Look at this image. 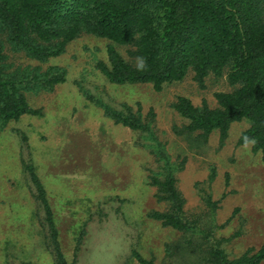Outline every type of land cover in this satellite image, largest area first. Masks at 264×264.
Here are the masks:
<instances>
[{
	"label": "rangeland",
	"instance_id": "rangeland-1",
	"mask_svg": "<svg viewBox=\"0 0 264 264\" xmlns=\"http://www.w3.org/2000/svg\"><path fill=\"white\" fill-rule=\"evenodd\" d=\"M110 42L83 33L46 62L7 51L15 65L61 67L65 80L50 91L23 92L38 115L0 122V264H56L22 157L31 159L44 187L67 264H139L133 250L154 264H191V256L175 249L183 233L148 216L165 209L148 183L156 166L149 142L107 117L84 90L116 109H139L171 157L185 158L176 180L187 215L200 217L201 228L229 257L256 252L264 241V162L251 146L237 143L248 121L231 123L223 141L212 131L202 146L174 132L187 124L173 106L177 96L215 107L214 94L231 89L226 77L209 75L204 88L192 72L161 90L150 83H110L97 68L108 62ZM117 48L128 59V47ZM209 192L218 201L213 213L203 201ZM169 245L174 249L167 251Z\"/></svg>",
	"mask_w": 264,
	"mask_h": 264
},
{
	"label": "trees",
	"instance_id": "trees-1",
	"mask_svg": "<svg viewBox=\"0 0 264 264\" xmlns=\"http://www.w3.org/2000/svg\"><path fill=\"white\" fill-rule=\"evenodd\" d=\"M83 33L111 41L107 45L108 62L97 64L110 83H150L155 90H161L163 83L182 80L192 72L193 80L204 88L209 75L225 76L231 89L214 94L215 107L206 100L197 106L190 98L177 96L173 106L187 124L174 128V132L202 146L212 131L217 130L223 141L231 123L246 120L249 125L237 143L244 145L245 136L254 139L252 150L259 152L264 162V0H0L3 125L22 115L40 113L29 105L23 92L50 91L65 80L63 68L48 66L40 70L39 66L15 65L8 60L7 51L46 62L62 54L67 44ZM119 45L128 47V59H123ZM138 58L145 62L142 70L137 68ZM84 93L103 108L107 117L137 129L149 142L145 145L156 166L147 173L148 183L155 187V197L165 204V209L152 211L148 216L183 233L175 249L186 253L187 259L191 256V264H258L264 260V241L256 252L231 258L213 234L201 228L200 217L187 215L176 180L185 158L171 157L139 109L134 111L126 104L116 109L100 97L85 90ZM21 161L30 187L35 189L56 264H67L44 187L35 175L31 159L22 157ZM203 201L213 213L218 201L212 199L210 192ZM173 249L167 247V251ZM132 255L139 264H154L152 258L135 250Z\"/></svg>",
	"mask_w": 264,
	"mask_h": 264
},
{
	"label": "clouds",
	"instance_id": "clouds-1",
	"mask_svg": "<svg viewBox=\"0 0 264 264\" xmlns=\"http://www.w3.org/2000/svg\"><path fill=\"white\" fill-rule=\"evenodd\" d=\"M144 66H145V62H144L143 58H138V63H137L138 70H142L144 68ZM243 141H244V147H246V148L255 143L254 139H249L247 136H245L243 138Z\"/></svg>",
	"mask_w": 264,
	"mask_h": 264
}]
</instances>
